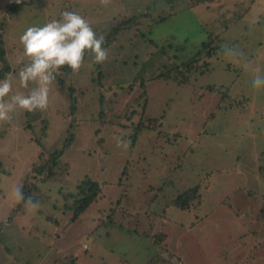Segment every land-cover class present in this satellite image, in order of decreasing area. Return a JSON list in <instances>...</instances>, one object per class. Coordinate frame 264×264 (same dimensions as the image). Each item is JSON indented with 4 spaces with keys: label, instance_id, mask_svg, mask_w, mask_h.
I'll use <instances>...</instances> for the list:
<instances>
[{
    "label": "rangeland",
    "instance_id": "rangeland-1",
    "mask_svg": "<svg viewBox=\"0 0 264 264\" xmlns=\"http://www.w3.org/2000/svg\"><path fill=\"white\" fill-rule=\"evenodd\" d=\"M3 1L1 44L13 74L23 67L20 36L63 11H77L96 33L124 19L136 25L119 31L104 64L86 55L78 74L63 67L47 110L0 123V264H264V87L252 86L253 69L264 72V0L193 8L186 0H34L15 15L6 9L14 0ZM209 32L220 43L207 71L187 73L185 84L158 77L196 54ZM225 45L244 52L239 62L222 54ZM153 118L160 130L133 134ZM116 137L135 142L117 146ZM61 149L58 181L33 180L39 206L20 201L15 190L38 157ZM86 177L101 184L99 197L70 222L64 205H75ZM197 185V209L166 206ZM161 234L166 251L154 243Z\"/></svg>",
    "mask_w": 264,
    "mask_h": 264
},
{
    "label": "clouds",
    "instance_id": "clouds-1",
    "mask_svg": "<svg viewBox=\"0 0 264 264\" xmlns=\"http://www.w3.org/2000/svg\"><path fill=\"white\" fill-rule=\"evenodd\" d=\"M14 2L21 4L23 0ZM100 3L107 6L110 0H100ZM105 39L77 11L66 10L60 14V19H52L42 27H28L20 36L23 59L17 62L23 64V67L18 73H8L4 79H0V123H10L13 114L18 111L31 113L47 110L50 90L63 67L67 66L75 75L84 66L86 55L96 65L108 61L109 53L103 47ZM222 54L230 56L236 62L244 56V52L237 46L227 45L222 46ZM253 72L252 86L264 87V72L259 68L253 69ZM14 83L25 91H14ZM115 139L117 146L127 147L130 144V141L125 143L119 137ZM15 192L20 201L25 200L22 186L16 188ZM26 203L32 208L39 206L31 196Z\"/></svg>",
    "mask_w": 264,
    "mask_h": 264
},
{
    "label": "trees",
    "instance_id": "trees-1",
    "mask_svg": "<svg viewBox=\"0 0 264 264\" xmlns=\"http://www.w3.org/2000/svg\"><path fill=\"white\" fill-rule=\"evenodd\" d=\"M33 1L34 0H30V2H27L25 0L21 4H16L15 2L10 3V4H7L6 9L9 11L11 15H15L19 11V9L20 11L21 10L23 11L24 8H27L29 5H32ZM40 1L42 2V0ZM218 2H220V0H186L187 6L189 8H193L201 4H204L207 7H210L211 5L216 4ZM47 18L49 19V16ZM166 19L167 17H160L157 21H154L152 24L157 23V22H163ZM135 25L136 23L132 22L131 19H124L117 27H113L110 30L99 31L97 34L98 35L103 34L105 36L106 39H105V43L103 47L105 48V50H107L108 47L111 46L117 39V36L120 30L130 29V28L135 27ZM1 39L2 38L0 34V79H4L5 75L10 73L11 69H10V66L7 64V62L4 60V51L2 48V44H1L2 43ZM219 43H220V35L212 34L211 32L207 33V41L201 43L200 49L199 51L196 52V54L191 56L188 61L175 65L174 66L175 68L160 74L158 77H163L166 79H174L178 84H185V82H187L189 78L187 73L191 74L192 72L197 71L198 68L200 67L201 69L204 70V72L205 70L207 71L209 67V63H210L209 59L212 57L214 52L217 50ZM183 50L184 48L182 46L176 47V51H183ZM173 58H176V56L169 55L170 60H172ZM67 68L68 67H65V69ZM69 72H71V70ZM140 86L142 87L143 92L145 93V83L143 81L140 82ZM71 89H73V87H70V90ZM70 110H71L70 111L71 113L74 110L73 103H71L70 105ZM212 115L213 113L210 114V117ZM160 125L161 123L159 124V119L157 118H153L152 120L147 119L146 123H139L138 126L135 127L136 129L134 130L133 134L138 135L143 130H150V128H158V130H160L159 128ZM134 135H133V138L136 139ZM135 139H132L130 143L133 144L135 142ZM61 151L62 149L55 150L48 156L44 155L43 157V155L41 154L38 157V160L35 163V165L34 166L32 165L31 169L29 170V173H27V175L24 176L21 184H19L18 186V187L22 186L25 199H27L30 196V194L36 190V185L33 182V180H36L37 177H40V175L43 176V178H41L43 180L58 181L55 178V168L58 167V164L60 162ZM63 183H66V181H64ZM100 190H101V184L96 181L90 180L87 177L85 178V180H82L78 183V185L76 186V193H74V196H72L73 194L72 195L68 194V197L72 196L73 202L75 205L74 206L72 205L71 207L70 206L67 207L66 205H64L65 210H72L73 212L70 222H73L76 219H78L81 216V214H83L89 208L91 204L97 201ZM199 190H200V187L199 185H197L194 188L189 189L188 191L182 194H179L176 198L168 201L166 203V206L175 208L181 211H190L192 209H197L198 206L200 205ZM123 197L124 196L121 193L117 200H121V198ZM20 206H21V203H17L15 205V208L12 209V213L10 217H13L18 214V212L20 211ZM134 231L135 233H137L136 230ZM141 234L142 236L148 237L150 238V240H153L151 239L149 232H146V233L142 232ZM161 235L163 236H160V235L154 236V240H155L154 243L156 247H158V249L166 251L167 248L164 247L166 249H163L162 247H160L159 242L162 239L166 240L167 237L165 234H161ZM165 263L167 264L168 261H166ZM176 264H181V261L178 259Z\"/></svg>",
    "mask_w": 264,
    "mask_h": 264
},
{
    "label": "crops",
    "instance_id": "crops-1",
    "mask_svg": "<svg viewBox=\"0 0 264 264\" xmlns=\"http://www.w3.org/2000/svg\"><path fill=\"white\" fill-rule=\"evenodd\" d=\"M1 1V3L3 4L5 1H3V0H0ZM24 1V0H23ZM11 3H14V2H11ZM10 4V3H9Z\"/></svg>",
    "mask_w": 264,
    "mask_h": 264
}]
</instances>
